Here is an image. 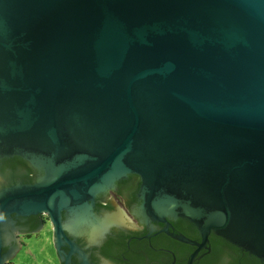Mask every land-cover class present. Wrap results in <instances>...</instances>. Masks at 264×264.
Masks as SVG:
<instances>
[{"label":"water","instance_id":"95a60500","mask_svg":"<svg viewBox=\"0 0 264 264\" xmlns=\"http://www.w3.org/2000/svg\"><path fill=\"white\" fill-rule=\"evenodd\" d=\"M0 143L45 170L0 191V264L5 215L93 241L131 173L147 221L198 231L187 264L212 235L264 264V0H0Z\"/></svg>","mask_w":264,"mask_h":264},{"label":"flooded vegetation","instance_id":"af4514ba","mask_svg":"<svg viewBox=\"0 0 264 264\" xmlns=\"http://www.w3.org/2000/svg\"><path fill=\"white\" fill-rule=\"evenodd\" d=\"M2 150L0 143V191L36 183L45 176L44 167L27 156ZM144 203L139 175L131 173L116 180L88 200L90 224L107 221L102 232L92 241L88 233L90 227L78 233L64 228L60 250L55 245L54 226L46 213L5 215L1 221L5 264L28 263L33 256L30 247L36 237L44 233L52 235L57 264H187L191 254H177V240L173 236H186L183 231L192 224L184 220L167 219L169 224L147 221L141 213ZM61 215L63 225L73 218L71 209L66 208ZM191 228L193 240L200 241L196 228Z\"/></svg>","mask_w":264,"mask_h":264},{"label":"trees","instance_id":"16d2710c","mask_svg":"<svg viewBox=\"0 0 264 264\" xmlns=\"http://www.w3.org/2000/svg\"><path fill=\"white\" fill-rule=\"evenodd\" d=\"M191 227L193 226L187 225V230L183 232L188 238L193 239V230ZM208 247L209 250H203L199 254V259L194 264H262L255 256L238 249L216 235L210 237ZM195 249L196 247L194 246L176 242L177 254L190 256Z\"/></svg>","mask_w":264,"mask_h":264},{"label":"rangeland","instance_id":"374dc122","mask_svg":"<svg viewBox=\"0 0 264 264\" xmlns=\"http://www.w3.org/2000/svg\"><path fill=\"white\" fill-rule=\"evenodd\" d=\"M51 237V233H44L36 237L35 242L30 247L33 256L26 264H57V256Z\"/></svg>","mask_w":264,"mask_h":264}]
</instances>
